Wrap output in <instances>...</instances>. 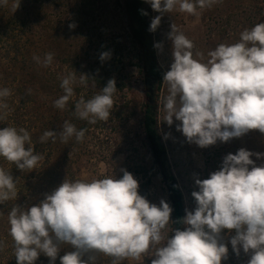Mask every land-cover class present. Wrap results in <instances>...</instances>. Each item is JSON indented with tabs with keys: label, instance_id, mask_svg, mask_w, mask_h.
<instances>
[{
	"label": "clouds",
	"instance_id": "9594fccd",
	"mask_svg": "<svg viewBox=\"0 0 264 264\" xmlns=\"http://www.w3.org/2000/svg\"><path fill=\"white\" fill-rule=\"evenodd\" d=\"M145 2L160 13L150 23L149 31L154 32L165 13L178 10L198 16V9L211 8L222 0ZM8 3L0 0V7ZM18 5H13L15 10ZM170 28L172 63L163 75L167 88L162 98L163 122L171 126L179 121L177 131L201 148L229 142L250 130L264 133V22L244 29L234 43L218 44L207 52V58L201 51L194 52V42L176 24ZM109 56L104 52L100 59ZM53 58L51 52L43 59L33 57L44 67L50 66ZM59 79L63 95L53 106L64 110L76 95L75 86H87L90 79L83 74L77 78L76 71ZM116 92L115 79H109L90 99L81 96L76 100L73 115L89 124L108 121ZM10 95L9 88H0V121L7 118L6 98ZM86 131L65 120L59 132L46 130L39 142L51 139L55 143L57 137L62 143L73 137L82 142ZM254 155L264 157V153L240 148L227 154L219 170L207 179L197 178L198 191L191 194L195 210H186L180 221L186 227L172 228L171 235L173 208L163 199L158 206L140 195L137 179L127 170H122L120 178L65 179L38 205L25 209L14 204L8 212L17 264H35L41 254L49 258V264H55L64 244L72 250L59 256L60 264H96L97 254L111 257L112 264L141 257H154L151 264H222L229 251L223 242L225 229L235 232L229 242L236 255L242 249L251 253L248 264H264V164L257 166L251 158ZM0 157L22 172L35 169L45 159L42 153H35L29 131L14 126L0 129ZM17 195L16 179L0 166V204L16 200ZM3 248L0 241V251Z\"/></svg>",
	"mask_w": 264,
	"mask_h": 264
},
{
	"label": "rangeland",
	"instance_id": "374dc122",
	"mask_svg": "<svg viewBox=\"0 0 264 264\" xmlns=\"http://www.w3.org/2000/svg\"><path fill=\"white\" fill-rule=\"evenodd\" d=\"M81 1L11 0L0 18V72L4 69L15 71L19 83H35L39 88L45 99V120L37 130L39 133L43 134L46 130L59 132L65 120L81 129L83 123H74L71 116L75 101L81 96L86 100L90 99L107 85L109 79H115L117 88L109 120L99 121L96 127L86 131L82 142H77L75 137L67 143H62L59 137L55 143L49 139L50 146L43 154L45 159L42 161L48 160V163L41 180L32 181L27 199L19 206L27 209L38 205L46 194H51L65 179L91 181L113 175L120 178L122 170H127L139 183L141 179L144 181L138 174L140 167L144 168L146 177L151 181L150 191L144 197L158 206L161 199L170 204L163 177L153 164L140 126L144 88L138 68L134 66L133 59L137 53L130 45L128 21L122 0H91L94 11L90 16H85L82 12ZM237 3L238 0H222V3L211 8L198 9V16L178 10L165 13L159 27L152 32L155 45L160 44L159 48L155 47L156 59L164 73L170 70L172 63L171 41L168 39L172 23L194 42V52L201 51L207 58V52L215 49L218 44L234 43L244 29L264 22V0H251V7L244 8ZM17 4L19 5L15 10L13 5ZM146 6L150 11L151 23L160 13L154 11L149 3ZM237 10L242 11V23L237 25V20L225 22V17L231 13L237 14ZM48 52L54 53L53 62L48 67L33 59L34 56L43 59ZM104 52H108L110 56L101 61L100 55ZM72 71H76L77 78L83 74L90 80L87 86L77 84L75 97L64 110L57 109L53 102L63 95V91L52 88L47 78L52 76L60 81L61 76ZM166 95V85L162 84L157 99L158 120L169 167L180 187L186 214V210L194 211L196 207L191 195L193 191H198L195 180L207 179L210 173L219 170L227 154H235L240 148L253 153H264V133L250 130L229 142L218 141L215 145L201 148L195 143H189L182 132L177 131L179 121H174L171 126L163 122L162 98ZM125 104L127 107L123 109ZM10 111L7 116L9 122L23 124L26 117L24 109L11 107ZM251 158L257 166L264 164V157L257 159L254 155ZM10 210L0 208V213H3L0 215V241L4 243V248L0 251V264H17L13 241L8 232L7 214ZM171 229L170 221L168 235H171ZM233 235L234 230L225 229L222 232L223 242L230 249L232 246L229 241ZM71 250L69 245H61L55 264H60L59 256ZM245 256L250 259L251 253ZM153 258L141 257L138 261L127 259L120 264H138L145 259L151 264ZM97 259V264H111V257L103 254H97ZM231 260L236 261L228 252V257L222 260V264H229ZM242 263L245 261L240 264ZM35 264H49V258L41 254Z\"/></svg>",
	"mask_w": 264,
	"mask_h": 264
},
{
	"label": "trees",
	"instance_id": "16d2710c",
	"mask_svg": "<svg viewBox=\"0 0 264 264\" xmlns=\"http://www.w3.org/2000/svg\"><path fill=\"white\" fill-rule=\"evenodd\" d=\"M27 1L37 2L38 0ZM10 2L11 0H9L8 4H10ZM122 4L128 21L130 45L132 49L136 50L135 53H137L133 59L134 66L138 68L143 81L144 98L141 104L140 126L144 133L146 145L152 157L153 164L161 173L164 185L168 191L170 206L173 208L170 217L172 220L171 226L172 228H179L183 230L186 227L182 224V222H180L186 215L183 204V196L169 167L168 156L158 120L159 114L157 99L158 92L163 84L164 71L157 62L153 33L149 31L150 11L146 6L145 0H122ZM237 4L238 6H243V8L245 6L251 7V0H238ZM80 7L85 16L92 15L94 11L93 6L91 5V0H82ZM4 8L5 7H0V18L5 14ZM141 10L147 14H142ZM241 14L242 11L237 10V14L231 13V15H227L225 17V22L237 20V25H239L242 23ZM96 78L97 77H95V79ZM47 80L50 81L52 88L56 91H63L60 88L59 80L54 79L52 76L50 78L48 77ZM97 80L100 81L102 79ZM0 88H9L11 90V95L6 98V102L9 105L8 114L11 112V107L23 108L26 113L23 124L20 122L11 124L6 118L5 120L0 121V129L7 126H14L17 128L24 127L31 134L32 146L34 147L35 153L44 154L47 152L48 147L50 146L49 140L45 143L39 142V137L42 133L37 131L45 120V99L41 95L37 85L35 83H19L17 73L15 71H8L4 69L3 72H0ZM29 89H31L30 94L28 92ZM126 107V104L125 106H122L123 109ZM71 116L74 123L82 122L83 124L81 127L87 129V131L90 128L96 127L99 122L98 120L96 124H89L87 121L77 119L72 112ZM47 163L48 160L44 162L41 161L35 169L31 171L25 170L22 172L16 168L15 164L0 157V166L9 170L13 178L16 179V188L18 192L16 200H10L0 204V208L11 209L14 204L22 206L27 199V193L29 192L28 188L33 183L32 181H36L38 179L41 180L44 167ZM138 174L141 178H144V181L141 179L139 182L138 192L140 195L146 196L150 191L151 181L148 179L149 177H146V172L143 167H140ZM227 246L229 248V245ZM228 250V252L236 259V261H229V264H240L243 261H245V263L242 264H247L249 258L245 256L242 249L239 255H236L230 248ZM96 262H98V259ZM138 264H148V262L145 259Z\"/></svg>",
	"mask_w": 264,
	"mask_h": 264
}]
</instances>
